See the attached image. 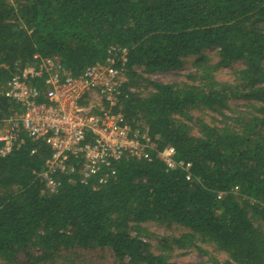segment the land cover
Returning <instances> with one entry per match:
<instances>
[{
    "label": "trees",
    "instance_id": "obj_1",
    "mask_svg": "<svg viewBox=\"0 0 264 264\" xmlns=\"http://www.w3.org/2000/svg\"><path fill=\"white\" fill-rule=\"evenodd\" d=\"M112 46L128 50L129 79L112 112L146 127L158 149L172 146L191 164V179L155 158L130 159L105 185L64 182L49 193L37 176L49 151L22 135L0 156V264L73 247L107 249L127 264H177L174 251L210 247L211 264H264V0H0V130L18 110L1 93L15 68L39 54L78 75ZM210 48L214 63L204 54ZM188 58L193 70L179 82L136 72L172 70ZM232 64L219 81L218 69ZM136 80L152 90L126 92ZM237 100L245 108L231 110ZM148 222L182 233L152 244Z\"/></svg>",
    "mask_w": 264,
    "mask_h": 264
},
{
    "label": "built area",
    "instance_id": "obj_2",
    "mask_svg": "<svg viewBox=\"0 0 264 264\" xmlns=\"http://www.w3.org/2000/svg\"><path fill=\"white\" fill-rule=\"evenodd\" d=\"M107 53L78 75L65 70L58 58L39 54L15 68L1 93L18 110L4 120L0 156L18 147L22 135L45 146L49 155L37 176L49 193L64 182L105 185L116 177L117 164L130 159L155 158L166 172L181 170L190 180L191 164L177 160L172 146L158 149L146 127H133L112 112L119 97H127L123 66L128 50L112 46Z\"/></svg>",
    "mask_w": 264,
    "mask_h": 264
},
{
    "label": "rangeland",
    "instance_id": "obj_3",
    "mask_svg": "<svg viewBox=\"0 0 264 264\" xmlns=\"http://www.w3.org/2000/svg\"><path fill=\"white\" fill-rule=\"evenodd\" d=\"M204 54L210 58V60L214 63L218 60L216 56V52L214 49H207ZM193 60L191 58H188L185 60L183 65L181 67L167 70L164 72H153L149 75L141 73L140 70H137L139 74L143 75L145 78L147 77L150 81L155 83H175L183 80V76L193 70L192 66ZM234 68H238L237 64H232L229 66H224L218 69L216 72V78L219 81L226 80L230 77V73ZM129 80V79H128ZM127 80V83H128ZM135 81V80H134ZM129 87V86H128ZM132 92H140L142 94H146L150 90H152V86L145 81H137L132 83L131 87ZM231 110H237V109H244V105L242 101H234L231 104ZM190 114L194 118H201L204 117L209 122H213V124L222 121H225L218 115H214L212 113H209L206 110H192L190 111ZM226 115H229V112L225 113ZM194 122V121H193ZM141 126V125H140ZM3 129V128H2ZM3 130H0V133ZM194 135H198V133L193 130ZM144 227L148 229V231L154 236L150 237L149 241H151L152 244L156 243L155 237H162L167 235H178L179 233H182V231H179V228L174 227L173 225L167 226L165 224H155L152 222H148L144 224ZM145 239V238H144ZM209 254H201L194 248H190L187 250H176L174 251V254L171 256L173 261L177 264H211L210 262V255L214 256V253H212V249L210 247H206ZM34 256L41 255V251L37 248H35L33 251ZM216 258L218 260H223L225 258L224 254L216 253ZM25 259L21 260V264H127V263H121L116 261L113 258L112 253L105 249H93V250H85L73 247L68 250L60 249L59 251L52 252L49 257H45L44 259L40 261H33V262H26Z\"/></svg>",
    "mask_w": 264,
    "mask_h": 264
}]
</instances>
